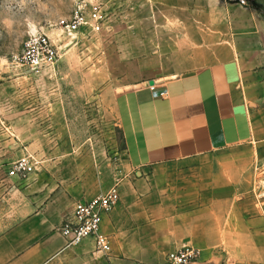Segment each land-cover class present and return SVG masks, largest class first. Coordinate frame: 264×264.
Wrapping results in <instances>:
<instances>
[{
    "label": "crops",
    "instance_id": "0c3cea01",
    "mask_svg": "<svg viewBox=\"0 0 264 264\" xmlns=\"http://www.w3.org/2000/svg\"><path fill=\"white\" fill-rule=\"evenodd\" d=\"M110 2L144 15L132 21L144 28L136 63L145 78L115 94L123 158L72 147L54 83L44 96L43 81L60 72L0 71V104L10 105L0 264H51L76 249L107 264H167L183 246L200 251L190 264H264L263 16L229 0ZM26 155L42 162L36 172L10 177ZM117 181L121 200L101 228L111 252L92 239L68 248L60 228L75 206Z\"/></svg>",
    "mask_w": 264,
    "mask_h": 264
},
{
    "label": "rangeland",
    "instance_id": "374dc122",
    "mask_svg": "<svg viewBox=\"0 0 264 264\" xmlns=\"http://www.w3.org/2000/svg\"><path fill=\"white\" fill-rule=\"evenodd\" d=\"M78 1L0 0V71L19 67L15 58L22 54L31 35L48 34L60 49L57 73L61 74L56 81L45 78L44 96L49 97L54 83L57 99L65 103L72 147L82 149L83 153L97 151L104 157L111 153L116 160L121 159L123 134L115 110V94L128 83L145 78L137 74L136 63L138 58L142 60L144 28H135L132 21L143 19L144 15L141 11L137 16L130 15L129 8L122 3L97 0L104 5V21L70 36L64 34L59 22L71 16ZM254 8L264 18V0H256ZM0 106L1 131L10 126L4 118L10 105ZM51 264L107 262L103 255L76 249Z\"/></svg>",
    "mask_w": 264,
    "mask_h": 264
},
{
    "label": "built area",
    "instance_id": "2783aa9c",
    "mask_svg": "<svg viewBox=\"0 0 264 264\" xmlns=\"http://www.w3.org/2000/svg\"><path fill=\"white\" fill-rule=\"evenodd\" d=\"M246 8H253L256 0H229ZM104 10L99 4H89L79 0L71 16L59 22L64 34L73 36L80 29L94 26L104 21ZM60 49L46 33L31 35L24 44L22 54L15 58V63L31 73L50 71L53 77L57 76V66L60 60ZM32 155H26L13 163L8 174L10 177L28 179L36 172L40 165ZM121 200L120 183L104 194L88 202H80L75 206L73 214L60 228L61 234L67 239V247H78L85 241L92 239L98 252H111L110 239L102 234L101 228L105 215L114 211ZM200 258V251L190 246L170 253L167 264H190Z\"/></svg>",
    "mask_w": 264,
    "mask_h": 264
},
{
    "label": "water",
    "instance_id": "95a60500",
    "mask_svg": "<svg viewBox=\"0 0 264 264\" xmlns=\"http://www.w3.org/2000/svg\"><path fill=\"white\" fill-rule=\"evenodd\" d=\"M150 85H154V81H151V82H150Z\"/></svg>",
    "mask_w": 264,
    "mask_h": 264
}]
</instances>
